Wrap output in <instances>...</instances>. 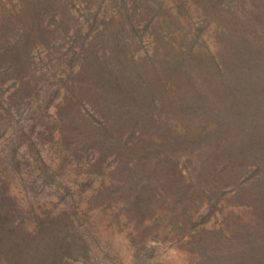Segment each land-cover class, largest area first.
<instances>
[{
  "label": "trees",
  "instance_id": "16d2710c",
  "mask_svg": "<svg viewBox=\"0 0 264 264\" xmlns=\"http://www.w3.org/2000/svg\"><path fill=\"white\" fill-rule=\"evenodd\" d=\"M78 1L1 13L0 264H94L54 207L75 163L190 264H264V0ZM26 163L53 206L13 193Z\"/></svg>",
  "mask_w": 264,
  "mask_h": 264
},
{
  "label": "rangeland",
  "instance_id": "374dc122",
  "mask_svg": "<svg viewBox=\"0 0 264 264\" xmlns=\"http://www.w3.org/2000/svg\"><path fill=\"white\" fill-rule=\"evenodd\" d=\"M38 1L43 0H0V20H2L1 13L7 12V15L11 14L8 15V21L16 19L23 21L29 7L35 5L40 8L44 6H40ZM46 1L48 4L52 2L59 5L63 4L61 0ZM65 1L68 2V7L74 15H80L82 10L79 9L81 8L80 4H83L82 2L78 0ZM194 19L197 20L198 18L194 17ZM65 41H68V39L66 38ZM67 43H64L65 46L62 51L66 49ZM10 84L11 81L4 85L3 89L6 91ZM56 137H54L55 140ZM42 153L45 155V151H42ZM51 157H55V155L51 154ZM48 163L57 166V157L51 159ZM182 163L183 159L179 162L180 166H182ZM31 170V165L26 163L25 170H22L21 173L27 177L31 174ZM63 172L65 183L70 182L71 184H68L70 189L62 194V200L56 203L54 207L65 205V203L72 205V210L76 212V218H79L76 223L79 225L80 231L85 234H82V236H86L90 241L94 264H190V255L183 243H176L174 239L167 238L166 232H169L170 226L164 216L161 221L157 220L159 218L144 219L142 222L143 229L139 231L133 222L129 220L126 212L121 211L120 202L104 199L105 197H102L103 200L97 195L100 176L89 171L88 166H79L75 163L69 165ZM28 180H30L29 177H27L26 183H23L16 179L12 183L13 193H16L18 198L21 197L26 202L31 201V198L34 197L41 204L46 202L48 207L53 206V201L56 202L57 198L53 196V199L56 200L52 202L49 200V198H52V195L49 196L52 187L49 184L43 187L40 183L32 186L28 183ZM34 205L38 207L39 204L35 203ZM164 214L163 211L162 215ZM210 223H213L212 220ZM208 225L210 224L208 223ZM154 226L159 228L160 235L158 237L151 234ZM80 235H75V242L80 238ZM143 241L146 245L141 248L144 245ZM70 255L78 257L77 252ZM79 262L83 261L79 260Z\"/></svg>",
  "mask_w": 264,
  "mask_h": 264
}]
</instances>
